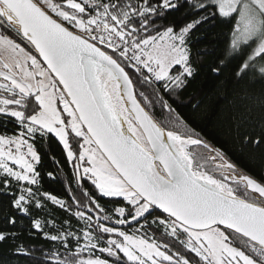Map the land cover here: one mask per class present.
<instances>
[{
  "label": "snow or ice",
  "instance_id": "6c2138e0",
  "mask_svg": "<svg viewBox=\"0 0 264 264\" xmlns=\"http://www.w3.org/2000/svg\"><path fill=\"white\" fill-rule=\"evenodd\" d=\"M217 22L208 71L249 83L227 132L259 173L175 106L198 78L191 33ZM52 142L68 199L42 190ZM0 197V244L39 264H264V0H0ZM49 203L66 218L33 214ZM25 219L52 247L17 242Z\"/></svg>",
  "mask_w": 264,
  "mask_h": 264
},
{
  "label": "trees",
  "instance_id": "16d2710c",
  "mask_svg": "<svg viewBox=\"0 0 264 264\" xmlns=\"http://www.w3.org/2000/svg\"><path fill=\"white\" fill-rule=\"evenodd\" d=\"M184 12L176 13L173 20L178 23H187L188 20L183 19ZM191 19V18H189ZM227 29L216 23L204 24L197 27L191 33L189 39V46L192 52V59L198 70V78L192 83L189 88L182 92L176 98V104L178 111L189 119V122L193 123L194 127L198 130H203L204 134L208 136L213 143H223L231 151L230 154L237 162L243 161L248 164L254 172L259 173L261 171L257 161L248 159L247 153L241 154V151L237 145H234L231 138L228 135V125L226 117L233 110L235 105L241 103L240 96L242 90L249 87L248 82H242L237 85L232 78V71L235 66V62L228 64L223 71V74L219 77L212 75L208 68L218 63V59L222 56L224 48L226 47ZM262 86L255 85V91H259ZM231 93V94H229ZM194 97V98H193ZM200 103V108L193 113L192 105ZM42 161L39 167L42 180V190L50 192L58 197L68 199V192L66 189L72 180V170L66 165L59 146L52 142L51 144H44L41 147ZM48 153V154H45ZM50 156H54L56 161L54 163ZM48 172L55 174V179H50L47 176ZM6 205V197H0V227L3 226V211L2 209ZM34 215L45 217L51 215L52 218L58 222L66 218L67 214L56 206L48 204L47 213L34 211ZM29 225L27 219L21 224H18L15 229H9L10 231H16L19 240L23 241L25 245L29 247H35L37 249L49 248L52 245L43 240L39 235L29 234ZM11 241L7 244H0V260L6 261V264H39L38 260L30 259L28 257H13L11 255ZM35 257H41L39 251L31 254Z\"/></svg>",
  "mask_w": 264,
  "mask_h": 264
}]
</instances>
